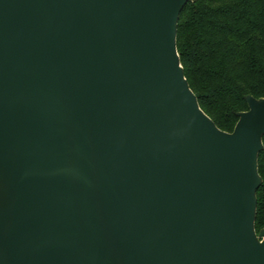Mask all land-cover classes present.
Returning a JSON list of instances; mask_svg holds the SVG:
<instances>
[{"label":"water","instance_id":"95a60500","mask_svg":"<svg viewBox=\"0 0 264 264\" xmlns=\"http://www.w3.org/2000/svg\"><path fill=\"white\" fill-rule=\"evenodd\" d=\"M196 1L0 0V264H264V98L201 109Z\"/></svg>","mask_w":264,"mask_h":264},{"label":"trees","instance_id":"16d2710c","mask_svg":"<svg viewBox=\"0 0 264 264\" xmlns=\"http://www.w3.org/2000/svg\"><path fill=\"white\" fill-rule=\"evenodd\" d=\"M178 52L201 109L219 129L232 133L247 96L264 98V0H197L180 19ZM263 180L257 192L256 230L264 229Z\"/></svg>","mask_w":264,"mask_h":264}]
</instances>
